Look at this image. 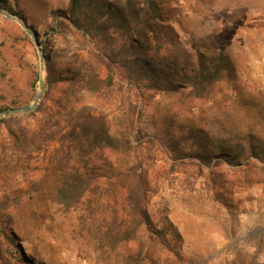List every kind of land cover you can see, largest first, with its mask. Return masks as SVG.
Wrapping results in <instances>:
<instances>
[{
    "label": "rangeland",
    "instance_id": "rangeland-1",
    "mask_svg": "<svg viewBox=\"0 0 264 264\" xmlns=\"http://www.w3.org/2000/svg\"><path fill=\"white\" fill-rule=\"evenodd\" d=\"M155 1L163 22L152 46L159 47L161 58L192 67L198 54L225 53L235 77L216 83L199 99L188 90L171 96L144 94L141 125L158 133L201 129L230 146H245L248 136L264 142V0ZM67 3L0 0V113L33 103L42 56L43 92L37 107L64 102L71 93V99H78L76 112L103 110L116 123L136 104L127 88L114 86L94 94L71 85L44 88L64 68L104 75L80 35L61 18L54 20L53 12L65 10ZM76 112L70 111L68 118ZM28 113L1 118L6 122L0 124V140L8 129L31 122ZM142 152L149 183L146 211L158 227L168 222L180 239L170 250L162 244L151 249L152 262L141 264H264V172L253 165L173 163L152 145ZM14 183L0 180V231L14 232L21 251L8 246L0 232V264H19L21 253L34 264H121L123 255L138 250L137 243L107 248L96 227L85 221L84 209L66 212L52 201L48 181L37 192L20 191Z\"/></svg>",
    "mask_w": 264,
    "mask_h": 264
},
{
    "label": "trees",
    "instance_id": "trees-1",
    "mask_svg": "<svg viewBox=\"0 0 264 264\" xmlns=\"http://www.w3.org/2000/svg\"><path fill=\"white\" fill-rule=\"evenodd\" d=\"M53 17L80 35L104 75L64 68L49 77L44 88L71 85L94 94L123 87L131 91L136 104L116 123L103 110L76 112L78 99H71V93L64 102L37 107L27 114L31 122L8 129L0 140V180H12L18 190L27 192H37V186L48 181L52 201L66 212L84 209L85 221L96 227L107 248L138 244L137 251L123 255L121 264L152 262L151 249L162 244L170 250L180 238L168 222L158 227L146 211L149 183L144 147L161 149L173 163L197 161L207 168L222 163L234 168L253 165L264 172V142L248 136L245 146H230L204 130L184 132L183 127L148 132L139 121L142 96L188 90L193 98H203L216 83L235 77L233 62L225 53L198 54L192 67L161 58L159 47L152 46L163 22L155 0H68L67 8L53 12ZM70 111L76 113L69 119ZM5 122L0 119V124ZM8 231H0L7 245L20 250L14 232ZM19 256V264H34L22 253Z\"/></svg>",
    "mask_w": 264,
    "mask_h": 264
},
{
    "label": "water",
    "instance_id": "water-1",
    "mask_svg": "<svg viewBox=\"0 0 264 264\" xmlns=\"http://www.w3.org/2000/svg\"><path fill=\"white\" fill-rule=\"evenodd\" d=\"M2 15L6 16L8 18H11L7 14H2ZM11 19H13V18H11ZM16 21L19 22V20H16ZM34 43H35V47L38 49V52L40 53L38 41L36 38L34 39ZM42 60H43V58H42V56H40L41 67H40V71H39L38 92L36 94V97H35L33 103L27 107H20L17 109H10V110L3 111L2 113H0V119L5 117V116L16 115V114H20V113H24V112H33L36 110L39 99H40L42 92H43V79H42L43 65H42Z\"/></svg>",
    "mask_w": 264,
    "mask_h": 264
}]
</instances>
